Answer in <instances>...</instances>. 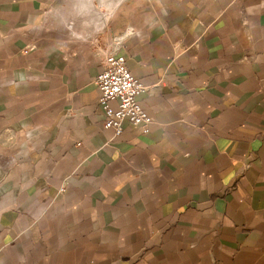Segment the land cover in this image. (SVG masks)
Segmentation results:
<instances>
[{
  "label": "crops",
  "instance_id": "obj_1",
  "mask_svg": "<svg viewBox=\"0 0 264 264\" xmlns=\"http://www.w3.org/2000/svg\"><path fill=\"white\" fill-rule=\"evenodd\" d=\"M109 1L0 0V264H264V0ZM109 52L147 133L103 125Z\"/></svg>",
  "mask_w": 264,
  "mask_h": 264
},
{
  "label": "built area",
  "instance_id": "obj_2",
  "mask_svg": "<svg viewBox=\"0 0 264 264\" xmlns=\"http://www.w3.org/2000/svg\"><path fill=\"white\" fill-rule=\"evenodd\" d=\"M94 83L100 91L98 108L104 117L105 128H114L117 134H121L124 123L128 122L134 129L149 132L153 118L138 98L153 93L162 82L146 84L140 81L130 72L124 55L109 52L103 58Z\"/></svg>",
  "mask_w": 264,
  "mask_h": 264
},
{
  "label": "bare ground",
  "instance_id": "obj_3",
  "mask_svg": "<svg viewBox=\"0 0 264 264\" xmlns=\"http://www.w3.org/2000/svg\"><path fill=\"white\" fill-rule=\"evenodd\" d=\"M91 4L88 2V0H74L72 3V6L70 8V12H73L75 15L79 14L84 15V13L89 9H90ZM105 9L103 11H108L111 12L113 7L110 5V1L109 0H101V4L98 6L97 8V13L101 15L100 9L104 8ZM59 12V11H57ZM108 13L105 15L107 16ZM96 24V21L93 19L92 16H88V17H83L82 21H81V25L83 27V29L81 30L77 28V26H73L71 24H67L69 27V34L72 36H77L80 37L82 39H84L88 34L90 29H94V25ZM71 26V27H70ZM99 26V25H98Z\"/></svg>",
  "mask_w": 264,
  "mask_h": 264
},
{
  "label": "rangeland",
  "instance_id": "obj_4",
  "mask_svg": "<svg viewBox=\"0 0 264 264\" xmlns=\"http://www.w3.org/2000/svg\"><path fill=\"white\" fill-rule=\"evenodd\" d=\"M73 1H74V0H73ZM67 7H68L67 9L70 10L71 7H70V6H67ZM76 26H77V25H76ZM78 26H79V27H78ZM78 26H77L78 29H80V28H81V30L83 29V27H82L81 25H78ZM93 30H94V29H93ZM93 30L90 29V30H88V31L90 32V34H93V33H95Z\"/></svg>",
  "mask_w": 264,
  "mask_h": 264
}]
</instances>
